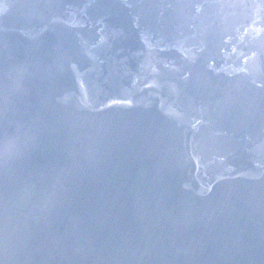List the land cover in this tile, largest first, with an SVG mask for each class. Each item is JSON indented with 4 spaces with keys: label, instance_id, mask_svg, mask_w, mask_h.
I'll return each mask as SVG.
<instances>
[{
    "label": "water",
    "instance_id": "obj_1",
    "mask_svg": "<svg viewBox=\"0 0 264 264\" xmlns=\"http://www.w3.org/2000/svg\"><path fill=\"white\" fill-rule=\"evenodd\" d=\"M0 264H264V0H0Z\"/></svg>",
    "mask_w": 264,
    "mask_h": 264
}]
</instances>
